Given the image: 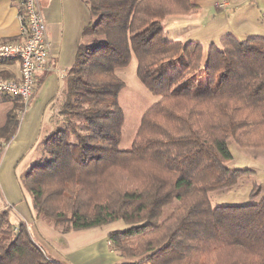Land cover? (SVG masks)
Returning <instances> with one entry per match:
<instances>
[{"label": "trees", "instance_id": "obj_1", "mask_svg": "<svg viewBox=\"0 0 264 264\" xmlns=\"http://www.w3.org/2000/svg\"><path fill=\"white\" fill-rule=\"evenodd\" d=\"M192 1L85 0L95 21L83 30L90 42L77 47L54 102L55 124L42 141L49 161L34 165L20 186L36 216L62 233L122 221L127 228L107 237L122 264H264V195L237 207H213L209 197L253 174L226 167L228 140L264 149V38L228 35L202 63L198 43L166 41L162 27L167 16L197 11ZM132 56L137 79L158 101L124 152L117 149L124 83L115 71ZM164 64L170 74L156 75ZM201 75L208 87L193 91ZM13 101L0 127V158L22 111ZM260 194L254 184L248 197ZM14 228L0 213V264H56L23 224Z\"/></svg>", "mask_w": 264, "mask_h": 264}, {"label": "crops", "instance_id": "obj_2", "mask_svg": "<svg viewBox=\"0 0 264 264\" xmlns=\"http://www.w3.org/2000/svg\"><path fill=\"white\" fill-rule=\"evenodd\" d=\"M195 2L198 4L200 0ZM217 2L227 3L226 11L233 8L229 0L215 3ZM238 6L239 4L236 8H239ZM37 7L46 26L49 60L46 70L38 75L37 88L32 99L19 114V123L13 138L4 146L1 154L0 209L4 207L8 209L9 222L15 228L21 224L26 227L32 242L48 261L56 264H122L121 257L112 250L107 239L111 232L120 230L108 229L106 227L111 225L108 224L62 233L51 222L34 216L25 191L20 186L19 177L16 175V170L25 158L21 170L23 172L33 164L34 160H38L39 154H36V151L43 149L42 141L52 130L49 122L50 108L63 88L65 75L73 65L77 47L90 42V38L82 36L83 30L94 23L85 0H37ZM19 10L20 5L17 0H0V43H17L21 39ZM198 10L201 13V9ZM237 13L233 12L230 18H237ZM249 14L250 12H247L244 16H239L234 22L238 26L227 30L221 39L229 35L239 41L237 28L243 27L241 24H244ZM261 15L264 20V12ZM184 17L180 20L173 16L164 20L162 23L164 38L170 42L200 44L202 63H204L211 45L208 48L205 46L211 39H202L198 32L202 26L196 21L198 19L196 16ZM263 20L260 25H263ZM243 36L242 41L253 37L264 38L263 35L252 36L250 33ZM0 76L17 79L19 64L13 61L0 63Z\"/></svg>", "mask_w": 264, "mask_h": 264}, {"label": "rangeland", "instance_id": "obj_3", "mask_svg": "<svg viewBox=\"0 0 264 264\" xmlns=\"http://www.w3.org/2000/svg\"><path fill=\"white\" fill-rule=\"evenodd\" d=\"M216 1L221 0H200L197 4L195 0L192 1L193 5H196L198 9H201V13H199L198 9L195 12H191L188 15H171L167 16L169 18L175 16L176 18L184 19V16H191L194 18L196 16L198 19L196 21L201 24L202 29L200 35L202 39H211L208 45H204L205 47H209L210 45H217L219 47V43L222 39L221 37L226 33L227 30L235 29L238 25L235 22L239 16H244L247 12H250L248 17L245 19L242 28H237V35L239 41H242L243 35L250 33L253 35H263L264 36V23H262V13L264 12V3L262 0H229L233 5V8L226 11L228 4L225 2L215 3ZM239 4V8H236ZM200 7V8H199ZM256 10V12H255ZM233 12H238L237 18H230ZM182 16V17H181ZM166 17V18H167ZM184 17V18H183ZM195 17V18H196ZM261 17V19H258ZM165 18V19H166ZM164 19V20H165ZM163 20V22H164ZM188 20V19H185ZM95 19L93 18V22ZM162 22V23H163ZM255 22H258L255 23ZM264 22V20H263ZM182 26L181 23H179ZM192 27V26H190ZM193 30H190L192 32ZM189 32V33H190ZM232 37V36H231ZM260 38V37H253ZM221 39V40H220ZM200 45V44H199ZM201 46V45H200ZM209 50V49H208ZM174 65L179 67L180 62L174 61ZM170 74V64H164L162 68H159L155 71L156 75L159 74ZM116 76L123 81L124 88L119 92L118 95V104L122 112V128H121V138L117 149L119 151H130L131 144L136 138V132L140 124V120L142 115L146 110H148L154 103L158 101V97L151 95L148 90L142 85V83L136 77V61L132 56L129 64L125 68L117 69L115 71ZM208 87V83L206 77L201 75L197 77V81L192 88L193 91H202ZM211 87H213L211 85ZM13 99L12 97H3L0 95V127H2L5 123L7 112L13 107ZM58 109V104L54 103L50 108V119L49 122L52 127L55 124L56 120V112ZM20 114V113H19ZM227 147L229 153L231 155V160L226 163V167L228 169H237V170H250L253 171V174L249 176L242 177L238 185L220 192L211 193L209 195L210 201L213 207H226V206H245V205H256L258 204L260 198L264 195V149H245L238 146L235 141L232 139L228 140ZM39 154L38 160H34L33 164L30 165L25 172L21 171L23 169V165L25 164V159L20 164L18 169L16 170V175L19 177L21 181L24 176L29 172V170L34 165L44 166L49 158L47 154L40 149L36 151V154ZM258 185L261 188V194L255 200L249 199V193L253 185ZM27 199L32 208V212L35 217H37L36 210L33 206V200L30 195L25 192ZM1 199L2 196L0 195ZM177 206V202H174L163 209L162 217H166L170 212H172ZM6 212L8 213L7 208L0 209V213ZM53 213V212H52ZM40 218L45 219L42 217ZM8 217V214H7ZM9 220V219H8ZM45 220H49L46 218ZM52 223V222H51ZM109 225L108 229H115L122 231L126 228V225L122 221H114ZM107 224V225H108ZM105 226V225H104ZM18 229V227H17ZM123 261V260H122Z\"/></svg>", "mask_w": 264, "mask_h": 264}, {"label": "built area", "instance_id": "obj_4", "mask_svg": "<svg viewBox=\"0 0 264 264\" xmlns=\"http://www.w3.org/2000/svg\"><path fill=\"white\" fill-rule=\"evenodd\" d=\"M20 5L19 22L21 41L0 44V61L19 64L17 79H0V95L18 99L22 110L28 106L37 88L38 75L47 68L49 42L43 16L37 0H17ZM18 232L17 228H14Z\"/></svg>", "mask_w": 264, "mask_h": 264}]
</instances>
